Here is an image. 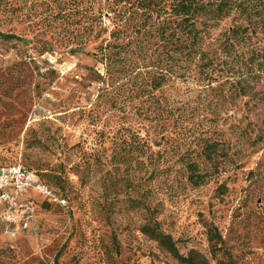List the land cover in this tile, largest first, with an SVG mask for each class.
Segmentation results:
<instances>
[{"label": "rangeland", "instance_id": "1", "mask_svg": "<svg viewBox=\"0 0 264 264\" xmlns=\"http://www.w3.org/2000/svg\"><path fill=\"white\" fill-rule=\"evenodd\" d=\"M15 2L12 20L0 17V31L25 40L0 38V167L37 173L67 205L36 197L37 230L15 241L0 234V264H264V142L231 128L264 130V96L218 109L219 89L166 85L155 95L173 99L188 122L156 128L138 114L148 88L102 84L104 66L87 55L93 42L70 52V9L56 17L46 0ZM138 132L150 141L144 156ZM208 144L219 147L218 170ZM188 160L204 184L190 183ZM150 223L189 261L145 235Z\"/></svg>", "mask_w": 264, "mask_h": 264}, {"label": "trees", "instance_id": "2", "mask_svg": "<svg viewBox=\"0 0 264 264\" xmlns=\"http://www.w3.org/2000/svg\"><path fill=\"white\" fill-rule=\"evenodd\" d=\"M46 1L48 7L55 5V13L52 9L51 12L56 17L64 16V11L70 9L73 21L69 25L75 29L69 32L77 31L74 34L76 47L71 53L84 52L83 47L92 42L97 45L87 55L93 57L97 65L104 66V76L99 74L102 84L148 88L142 94L148 96L146 102L150 104L141 106L138 114L143 121L156 123L153 124L156 128L159 122L174 117H177V124L188 122L178 115L182 107H177L173 99H166L163 104L155 95L166 85L170 88L202 85L205 89H219L218 109L225 105L237 108L245 99H249L246 105H251L256 96H264L257 91V86L264 85V0ZM15 4V0H0L3 20H12ZM106 18L111 27L106 26ZM0 38L25 42L15 34L2 31ZM51 51L52 48L44 53ZM255 108L253 104L250 109ZM241 124L234 123L231 128L241 131L244 137L256 132L259 136L254 141L255 146L264 142V130L252 123L245 128ZM135 136L136 151L144 156L145 148L151 147L150 141L140 132ZM205 156L208 162L217 163L218 170L222 158L219 147L206 145ZM121 161L130 160L125 155ZM186 165L190 183L204 184L205 175H200L196 163L188 160ZM249 175L256 176L253 171ZM257 181L255 177L254 182ZM32 200L37 206L41 205L36 199ZM144 233L178 259L189 261L179 254L171 236L163 233L158 223H150ZM212 234L223 242L217 231Z\"/></svg>", "mask_w": 264, "mask_h": 264}, {"label": "built area", "instance_id": "3", "mask_svg": "<svg viewBox=\"0 0 264 264\" xmlns=\"http://www.w3.org/2000/svg\"><path fill=\"white\" fill-rule=\"evenodd\" d=\"M41 197L51 205L65 207L67 201L37 173L21 165L0 167V234L10 241L29 235L37 229L38 206Z\"/></svg>", "mask_w": 264, "mask_h": 264}]
</instances>
